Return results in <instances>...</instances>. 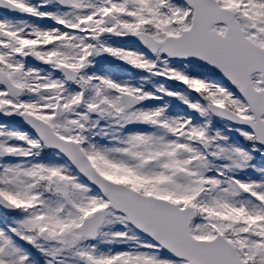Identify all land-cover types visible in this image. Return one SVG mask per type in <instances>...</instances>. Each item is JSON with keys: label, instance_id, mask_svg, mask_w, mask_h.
<instances>
[{"label": "snow or ice", "instance_id": "1", "mask_svg": "<svg viewBox=\"0 0 264 264\" xmlns=\"http://www.w3.org/2000/svg\"><path fill=\"white\" fill-rule=\"evenodd\" d=\"M0 264H264V0H0Z\"/></svg>", "mask_w": 264, "mask_h": 264}]
</instances>
